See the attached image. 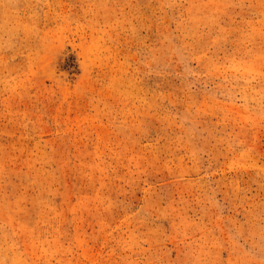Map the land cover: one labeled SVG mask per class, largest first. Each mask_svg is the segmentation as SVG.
Instances as JSON below:
<instances>
[{
	"label": "rangeland",
	"instance_id": "rangeland-1",
	"mask_svg": "<svg viewBox=\"0 0 264 264\" xmlns=\"http://www.w3.org/2000/svg\"><path fill=\"white\" fill-rule=\"evenodd\" d=\"M0 264H264V0H0Z\"/></svg>",
	"mask_w": 264,
	"mask_h": 264
}]
</instances>
